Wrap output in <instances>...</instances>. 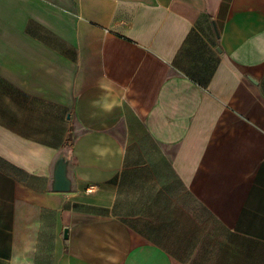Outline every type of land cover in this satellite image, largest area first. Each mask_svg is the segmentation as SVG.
<instances>
[{"label":"crops","instance_id":"obj_1","mask_svg":"<svg viewBox=\"0 0 264 264\" xmlns=\"http://www.w3.org/2000/svg\"><path fill=\"white\" fill-rule=\"evenodd\" d=\"M0 264H264V0H0Z\"/></svg>","mask_w":264,"mask_h":264},{"label":"water","instance_id":"obj_2","mask_svg":"<svg viewBox=\"0 0 264 264\" xmlns=\"http://www.w3.org/2000/svg\"><path fill=\"white\" fill-rule=\"evenodd\" d=\"M72 155L67 147L61 150L52 165L51 182L49 189L52 191L69 192L74 188L71 176ZM67 228L64 229V238L67 237Z\"/></svg>","mask_w":264,"mask_h":264},{"label":"trees","instance_id":"obj_3","mask_svg":"<svg viewBox=\"0 0 264 264\" xmlns=\"http://www.w3.org/2000/svg\"><path fill=\"white\" fill-rule=\"evenodd\" d=\"M68 147H70V142L67 144Z\"/></svg>","mask_w":264,"mask_h":264}]
</instances>
